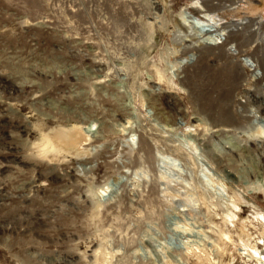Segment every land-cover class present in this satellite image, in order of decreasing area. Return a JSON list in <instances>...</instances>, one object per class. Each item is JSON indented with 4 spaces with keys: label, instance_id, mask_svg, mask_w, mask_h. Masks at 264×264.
Instances as JSON below:
<instances>
[{
    "label": "rangeland",
    "instance_id": "rangeland-1",
    "mask_svg": "<svg viewBox=\"0 0 264 264\" xmlns=\"http://www.w3.org/2000/svg\"><path fill=\"white\" fill-rule=\"evenodd\" d=\"M0 264H264V0H0Z\"/></svg>",
    "mask_w": 264,
    "mask_h": 264
},
{
    "label": "bare ground",
    "instance_id": "bare-ground-1",
    "mask_svg": "<svg viewBox=\"0 0 264 264\" xmlns=\"http://www.w3.org/2000/svg\"><path fill=\"white\" fill-rule=\"evenodd\" d=\"M196 2H198V1H196ZM194 5H196V3L192 2V5L189 7V9L190 10L192 9V11H193ZM190 10H188V11H190ZM192 11H190L188 13H191ZM186 12L187 11H185V13ZM207 16H209V15H207ZM182 18L184 20H182V22L180 21V23H179L180 27H182V28L193 27L194 22L197 23V21H199L201 23L203 21H208L202 15H198V17H196V19H194V21L189 20V18L187 16H182ZM192 18H194V17H192ZM207 26L208 27L202 29L203 33H204L203 36H209L210 39L212 40V42H220L225 37L224 29H220L217 26H213V25H207Z\"/></svg>",
    "mask_w": 264,
    "mask_h": 264
},
{
    "label": "water",
    "instance_id": "water-1",
    "mask_svg": "<svg viewBox=\"0 0 264 264\" xmlns=\"http://www.w3.org/2000/svg\"><path fill=\"white\" fill-rule=\"evenodd\" d=\"M247 170H245V169H239V176H240V179L241 180H244V179H246V176L247 175H245V173L247 174Z\"/></svg>",
    "mask_w": 264,
    "mask_h": 264
}]
</instances>
